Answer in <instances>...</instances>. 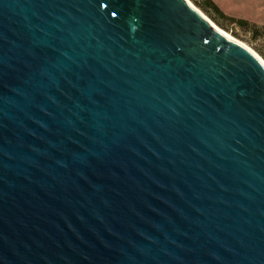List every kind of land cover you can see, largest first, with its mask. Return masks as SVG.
<instances>
[{"label":"water","instance_id":"1","mask_svg":"<svg viewBox=\"0 0 264 264\" xmlns=\"http://www.w3.org/2000/svg\"><path fill=\"white\" fill-rule=\"evenodd\" d=\"M0 264H264V60L189 0H0Z\"/></svg>","mask_w":264,"mask_h":264},{"label":"rangeland","instance_id":"2","mask_svg":"<svg viewBox=\"0 0 264 264\" xmlns=\"http://www.w3.org/2000/svg\"><path fill=\"white\" fill-rule=\"evenodd\" d=\"M196 8L206 15L217 26L226 31L228 34L241 41L254 52H256L263 60L262 52H264L263 42H251L249 36L244 31L232 25L214 12H208L202 8L204 0H189ZM220 9L228 16L245 19L264 27V0H213ZM262 51V52H261Z\"/></svg>","mask_w":264,"mask_h":264},{"label":"trees","instance_id":"3","mask_svg":"<svg viewBox=\"0 0 264 264\" xmlns=\"http://www.w3.org/2000/svg\"><path fill=\"white\" fill-rule=\"evenodd\" d=\"M202 8L208 12H214L218 17L227 20V22L243 30L245 35L249 36L251 42L259 41L264 43L263 26L245 19L230 17L226 15L213 0H204ZM262 56L264 57V52H262Z\"/></svg>","mask_w":264,"mask_h":264}]
</instances>
